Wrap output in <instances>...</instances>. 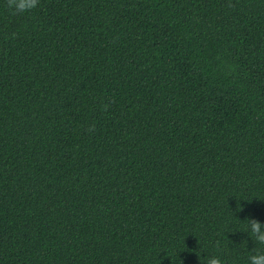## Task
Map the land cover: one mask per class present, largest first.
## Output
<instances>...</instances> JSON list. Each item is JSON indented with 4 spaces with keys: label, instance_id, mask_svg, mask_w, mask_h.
Wrapping results in <instances>:
<instances>
[{
    "label": "trees",
    "instance_id": "obj_1",
    "mask_svg": "<svg viewBox=\"0 0 264 264\" xmlns=\"http://www.w3.org/2000/svg\"><path fill=\"white\" fill-rule=\"evenodd\" d=\"M251 218L264 0H0V264H248Z\"/></svg>",
    "mask_w": 264,
    "mask_h": 264
},
{
    "label": "clouds",
    "instance_id": "obj_2",
    "mask_svg": "<svg viewBox=\"0 0 264 264\" xmlns=\"http://www.w3.org/2000/svg\"><path fill=\"white\" fill-rule=\"evenodd\" d=\"M6 3L11 15L13 17H20L36 8L39 0H6ZM228 6L233 7L231 3ZM107 108L108 105H104L103 110L107 111ZM93 130L94 126L88 129V131ZM248 230L254 242L264 246V223L254 218L248 219ZM203 264H223V262L218 256H208L204 258ZM248 264H264V252H254L249 256Z\"/></svg>",
    "mask_w": 264,
    "mask_h": 264
}]
</instances>
